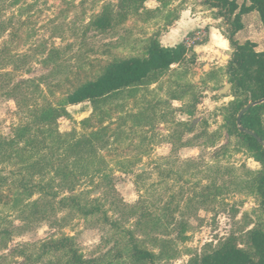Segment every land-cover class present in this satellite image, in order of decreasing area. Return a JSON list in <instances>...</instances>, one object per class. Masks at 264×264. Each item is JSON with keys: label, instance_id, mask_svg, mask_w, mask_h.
Returning <instances> with one entry per match:
<instances>
[{"label": "rangeland", "instance_id": "rangeland-1", "mask_svg": "<svg viewBox=\"0 0 264 264\" xmlns=\"http://www.w3.org/2000/svg\"><path fill=\"white\" fill-rule=\"evenodd\" d=\"M202 1L148 0L131 11L119 0H0V138L12 137L41 109L60 106L110 63L144 57L153 37L167 43L164 36L174 35L180 10L189 9L188 16L200 17L202 25L174 40H188L191 52L155 82L110 97L96 111L88 102L69 105V114L51 123L73 139L107 132L109 144L94 162L102 171L81 176L74 192L89 191L81 197L97 199L108 220L62 209L37 223L20 221L22 205L43 197L38 192L30 199L19 196L13 174L22 172L18 158L0 162V175L8 178L0 186V264H44L45 258H38L44 245L60 238H72L70 245L84 260L120 252L116 260L130 264L123 246L130 230L155 253L159 241H167L157 264H188L206 244L234 235L246 248L249 229L264 232L261 200L246 185L264 165L232 132L231 103L244 97L232 89L227 73L233 49L196 48L209 39L208 26L229 33L233 17L215 16ZM108 4L112 15H125L105 30L96 29L91 23ZM207 16L211 23H204ZM242 21L245 28L235 39L262 51L257 15L244 14ZM226 84L230 87L221 92ZM260 118L264 127V109ZM106 177L115 188L105 184ZM144 212L151 216L137 225ZM154 218L159 219L152 225Z\"/></svg>", "mask_w": 264, "mask_h": 264}, {"label": "trees", "instance_id": "trees-1", "mask_svg": "<svg viewBox=\"0 0 264 264\" xmlns=\"http://www.w3.org/2000/svg\"><path fill=\"white\" fill-rule=\"evenodd\" d=\"M146 1L148 0H119V5L123 10L138 11L143 8ZM157 1L161 2V0ZM238 1L203 0L202 5L215 8V16L223 17L227 21L233 17L229 33L223 34L233 49V57L228 64L227 73L232 89L236 94L244 97L240 101L231 103L232 132H236L252 157L264 165V127L260 118L264 102L251 106L241 118V125L253 131L263 144L255 136L240 132L236 124L237 115L248 104V100L253 102L264 98V40L263 50L258 52L255 51L253 42L246 40L244 43H239L235 39L237 32L243 28L242 16L252 11L256 12L264 36V0H240V4ZM123 12L119 11L116 15H112V6L108 4L91 24L96 29L105 30L111 26L115 18L125 15ZM0 30H3L2 23ZM188 51L191 52V49L184 42L174 46H163L156 37H153L148 41L144 57H129L110 63L95 79L69 92L60 106L41 109L33 114L30 123L14 129L12 137L0 138V162L18 158L22 163L23 173H13L19 196L30 199L35 192H38L43 197V201L39 198L30 204L22 205L20 221L30 225L47 217L50 218L62 209H68L84 217L100 215L108 220L106 211L102 209L103 206L97 199L81 197L89 191L74 192L81 176L93 177L94 174L102 171L99 164L95 165L94 162L96 154L109 144V137L105 139L107 132L97 131L73 139L71 133H61L51 123L67 116L69 113L66 107L69 105L88 102L96 111L100 109L101 103L110 97L155 82L172 65L183 62ZM34 177L38 179L33 184ZM106 179L105 184L111 185L109 177ZM7 182L8 178L0 175V186ZM246 185H250L251 191L259 196L264 208V170L253 175ZM65 193L70 195H64ZM146 215L145 212L141 213L136 224L139 225L151 216ZM158 219H152V225L156 224ZM133 233L134 231L131 230L127 232L128 237L123 245L126 250L125 259L130 264H157L162 260L167 241H159L160 251L155 253L143 247L140 241L134 238ZM72 241V238H60L48 242L38 258H45L44 264H122L115 258V256L121 257L120 252L110 259L102 256L97 260H84L77 253L76 248L70 245ZM246 246V248L241 247L236 237L231 235L215 245L206 244L200 253L189 259L188 264H264V232L259 228L249 229L246 232Z\"/></svg>", "mask_w": 264, "mask_h": 264}, {"label": "crops", "instance_id": "crops-1", "mask_svg": "<svg viewBox=\"0 0 264 264\" xmlns=\"http://www.w3.org/2000/svg\"><path fill=\"white\" fill-rule=\"evenodd\" d=\"M209 10L211 12H215L216 11L215 8H209ZM209 10H207V11H209ZM201 13H203V12H201ZM250 13H253V14L255 13L256 14V12H254V11H252ZM189 14H190L189 9H182V10H180L179 16L177 17V19L174 22V25L175 26H174L173 31H172L174 35H171L172 37L169 38L170 33L169 34L167 33L164 36L165 41H167V43H165V44L163 43V46H174V44H176L177 42H179V41H177L176 43H173L174 40L175 41L177 39L182 40L181 38L184 39L187 36L186 33L191 32L197 26H202V25H200L201 24L200 23V20H198L200 17L199 18H196V19H191L188 16ZM210 19L211 18L207 16V18L203 19V20H205L204 23H206V22L207 23H211L209 21ZM242 24H243V21H242ZM208 27L210 29L209 39L206 42H204V44H201V45L197 46L196 48H203L204 46H206V47L207 46H210L213 49H217L218 51L223 52L226 48L229 47L228 40L220 32L217 33L216 30H215V28L210 27V26H208ZM244 28H245V25L243 24V28L242 29H244ZM239 32H237V34ZM237 34H236V36H237ZM182 36H184V37H182ZM237 40H239V38H237ZM168 42H170V43H168Z\"/></svg>", "mask_w": 264, "mask_h": 264}, {"label": "water", "instance_id": "water-1", "mask_svg": "<svg viewBox=\"0 0 264 264\" xmlns=\"http://www.w3.org/2000/svg\"><path fill=\"white\" fill-rule=\"evenodd\" d=\"M230 87V84H226L224 85V87L220 90L221 92H225L227 90V88ZM264 102V98L263 99H260V100H257V101H250L248 102V104L240 110V112L238 113L237 115V119H236V124H237V127L239 129L240 132H245V133H248L250 135H253L257 138V140L263 144V141L257 137L253 131L249 130V129H245L242 125H241V118H242V115L251 107V106H254V105H257V104H261Z\"/></svg>", "mask_w": 264, "mask_h": 264}, {"label": "built area", "instance_id": "built-area-1", "mask_svg": "<svg viewBox=\"0 0 264 264\" xmlns=\"http://www.w3.org/2000/svg\"><path fill=\"white\" fill-rule=\"evenodd\" d=\"M184 43H189V42H188V40H187V41L185 40V42H184ZM185 45H186V44H185ZM188 45H189V44H188ZM188 45H186V46H188Z\"/></svg>", "mask_w": 264, "mask_h": 264}]
</instances>
